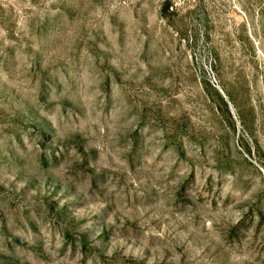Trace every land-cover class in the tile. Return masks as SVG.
<instances>
[{
	"label": "rangeland",
	"instance_id": "rangeland-1",
	"mask_svg": "<svg viewBox=\"0 0 264 264\" xmlns=\"http://www.w3.org/2000/svg\"><path fill=\"white\" fill-rule=\"evenodd\" d=\"M0 264H264V0H0Z\"/></svg>",
	"mask_w": 264,
	"mask_h": 264
},
{
	"label": "trees",
	"instance_id": "trees-1",
	"mask_svg": "<svg viewBox=\"0 0 264 264\" xmlns=\"http://www.w3.org/2000/svg\"><path fill=\"white\" fill-rule=\"evenodd\" d=\"M171 7H172V4L170 2H167V4L165 5V10L168 11Z\"/></svg>",
	"mask_w": 264,
	"mask_h": 264
}]
</instances>
